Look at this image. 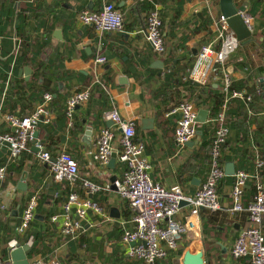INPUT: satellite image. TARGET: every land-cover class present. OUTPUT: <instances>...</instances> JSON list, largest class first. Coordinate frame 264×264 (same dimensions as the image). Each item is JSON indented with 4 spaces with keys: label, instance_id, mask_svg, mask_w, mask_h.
Returning a JSON list of instances; mask_svg holds the SVG:
<instances>
[{
    "label": "crops",
    "instance_id": "1",
    "mask_svg": "<svg viewBox=\"0 0 264 264\" xmlns=\"http://www.w3.org/2000/svg\"><path fill=\"white\" fill-rule=\"evenodd\" d=\"M260 1L234 0V3L237 9L245 8L249 14ZM146 2L152 3L161 14L167 49L165 56L157 54L147 41L149 12ZM107 3L114 4L122 14L123 33H102L78 21L84 10L99 13ZM221 17L220 0H0V75L7 77L5 89L13 101L19 95L29 97V94H21L19 89H29L34 76L39 73L51 80L52 89L65 98L85 91L91 93V98L78 107L74 116L80 128L75 127L72 119L64 129L60 114L48 111L45 119L53 122L56 132L48 139L41 138L45 145H40V153H34L31 144L12 161L8 144L2 146L0 167L7 170L13 164V171H7L3 186L0 184V259L12 261L15 245L23 247L32 242L31 250L33 237L25 244L23 240L32 232L39 235L49 252L33 257L28 254L30 263L57 260L60 264H144L129 257L130 247L122 241L124 228L132 227V212L127 217L131 210L114 188V181L122 176L124 165L119 162L116 152L113 165L112 158L107 166L97 160V139L101 129L110 128L106 119L109 112L118 113L126 122H135V139L145 145L153 181L167 189L179 187L186 195L193 196L209 174L207 143L217 128L202 129L209 124L211 112L201 109L208 112L207 123L199 124L196 137L180 148L175 141L180 115L174 113V108L185 101L194 104L202 97L206 99L214 93H225L226 75L231 83L244 82L250 90L241 91L246 94L245 99H231L226 95L220 113L231 123L239 121L240 130L231 129L222 165L225 170L228 164H233L236 174L252 172V163L264 155L262 22L254 19L250 42L240 44L217 77H211L206 85L188 78L202 47L213 44L219 48ZM205 20H209L207 29L202 28ZM254 28H258L257 34ZM99 57L106 58L107 63H96ZM168 64L173 67L172 75H169ZM38 79L37 83L43 84V76ZM257 91L263 99L250 105ZM5 95L0 97V135L14 133L8 118L17 117L1 111ZM247 97L252 100H246ZM44 103L48 106L50 102ZM33 106L36 108L37 105L32 103ZM17 112L22 113L20 109ZM89 129H92V135L87 136ZM111 129L116 135L115 149L118 151L122 131L115 126ZM46 146L53 157L61 153L73 157L79 165L80 185L90 181L100 187V191L90 198L102 208V213L89 211L82 232L75 240L63 234L62 209L69 196L68 190L70 194L72 188L66 182L54 180L51 165L41 159L42 153H48ZM251 155H255L254 161ZM232 179L235 183L236 176ZM234 183H222L219 189L222 209L216 213L202 211L199 233L184 236L179 249L169 254L167 264H185L187 253L203 256L206 264H250L248 259L236 260L231 255L239 233L251 225L247 212H231ZM34 196L38 197L39 208L29 231L20 232L22 213ZM113 211H118L119 218ZM189 211L190 207L183 205L175 220L184 223ZM54 212L56 215L52 216Z\"/></svg>",
    "mask_w": 264,
    "mask_h": 264
},
{
    "label": "built area",
    "instance_id": "2",
    "mask_svg": "<svg viewBox=\"0 0 264 264\" xmlns=\"http://www.w3.org/2000/svg\"><path fill=\"white\" fill-rule=\"evenodd\" d=\"M244 23L252 29L253 18L246 11L240 13ZM78 21L87 27L102 33H123V16L112 3L103 6L99 13L84 10L78 16ZM219 48L213 44L202 47L196 56L193 67L189 72V80L206 85L211 77H217L219 71L227 61L237 52L240 41L229 29L227 19L220 18ZM163 21L159 9L154 8L147 19V41L153 50L166 55V43L162 34ZM2 52V38L0 37V59ZM96 63L104 65L107 59L99 57ZM225 93L231 99H245L244 92L229 93L230 78L225 76ZM90 91L73 95L68 101V114L71 116L75 108L90 99ZM45 102L52 100L51 95H45ZM251 101V97H247ZM180 115L175 128V141L180 148H184L197 135L198 109L193 103L183 102L174 111ZM48 112L41 106L30 117L19 119L9 117L8 121L14 129L13 134L0 135V151L4 144H9L11 160L15 161L28 150L34 142L33 134L40 122L49 123ZM43 118V121H41ZM106 119L112 121L117 129H121L120 149H115V132L111 128L101 129L97 139V160L102 166H107L116 152L119 162L124 165L122 176L114 182V188L120 198L124 200L131 212L130 228H124L122 241L128 245V255L131 259L144 264H167L170 253L176 252L184 236L199 233L201 229L202 211L216 213L222 209L219 185L225 178V170L221 164V148L226 143L229 130L224 126V115L220 114V123L210 147V170L202 187L193 196L186 195L177 187L167 189L157 184L151 177V165L145 157V145L135 139V122L122 120L116 112L106 114ZM41 150V146H39ZM41 159L51 165V173L56 182H66L71 186V192L63 205L64 217L63 234L73 240L77 239L83 229V221L89 211L102 213V208L92 201L91 196L100 191V187L90 181L79 184V165L67 153L56 157L49 153H42ZM258 161V167L263 166ZM7 170L0 167V183L6 179ZM232 191L233 214L247 212L250 227L242 230L236 238L231 255L236 260L248 259L250 264H264V181L259 180L244 171L238 172ZM257 179V180H256ZM256 180L257 193L254 200L244 207L243 195L248 183ZM182 203L190 207L184 223L175 220L182 208ZM38 206V197H32L22 213L20 232L28 229L32 223ZM56 220V219H55ZM32 246V242L28 244ZM17 247L16 245L14 246ZM0 264H13L12 261ZM31 264H60L57 260H34Z\"/></svg>",
    "mask_w": 264,
    "mask_h": 264
},
{
    "label": "trees",
    "instance_id": "3",
    "mask_svg": "<svg viewBox=\"0 0 264 264\" xmlns=\"http://www.w3.org/2000/svg\"><path fill=\"white\" fill-rule=\"evenodd\" d=\"M146 5H147L148 12L150 13L154 9L153 8L154 6L152 3H147V2H146ZM256 5H257L256 8H254L253 11H249V14L252 16L253 21L255 19L257 22H260V23L262 22L263 25L261 28H262V30H264V11L262 10L263 0L258 2ZM203 23L204 24H203L202 28L207 29L209 26V20H205ZM162 29H163V26H162ZM257 29L258 28H254V32L256 34H257ZM168 66H169V64H168ZM169 67H170V71H171V73L169 75H172L173 67L171 65ZM41 76H43L44 82H43V84L39 85L37 82L39 81L38 78H40ZM7 83H8L7 77L5 75H3V76L0 75V97L3 94H6L4 96V103H3V106L1 109V111L3 113L9 112V114L11 113V114L17 116L19 119H23V118H26V116H28V117L32 116L34 113H36V111H37L36 108L38 106L42 105V106H44V108L47 112L48 111L50 112L53 110V111L60 114V119H61L60 123L63 124L64 129L68 125L69 121H72V119H74L75 127L80 128V125H78V123H77V118L75 119V117H74L78 111V108H75L74 113L71 116H69V114H68V101H69L70 97L65 98V95H61L58 92H56V90L52 89V81L47 79V77H45L43 74L39 73V74H37V76H34L32 86L29 89H27V90H25L24 88L19 89L21 94H29L28 98H27V95H24V96L19 95L17 97V100L13 101L12 96L11 97L9 96L10 94H9L8 89L7 90L5 89L7 86ZM9 86H11V83H9ZM209 87H210V89H212L211 85H209ZM243 90L250 91L249 88L247 87V84H245L244 82H239V83L232 82L230 85V88H229V93L231 94L233 92H241ZM258 90H260V89H258ZM202 93H203V91H202ZM213 93L214 92H212V94ZM46 94L52 95V100L48 104V106L44 103L45 102L44 96ZM226 95L227 94L223 93V92L222 93H214V96L212 95L211 97H209L211 99H209V98L204 99L202 97V100H198V101L194 102V105L196 106V108L198 110L206 109V110L211 112V120H210L209 124L203 126L202 129L204 128V129L211 130L212 127L213 128L215 127L214 129L218 128L219 123L216 120L218 119L219 114L223 110V107L225 105ZM53 96H55V98H53ZM90 98H91V96H90ZM199 98L201 99V95ZM257 99L258 100L263 99L262 96L260 95V91L255 92L254 100L250 103V105H252L253 102L255 103V100H257ZM185 102H187V101H185ZM32 103L37 105L36 108H34V106L32 107ZM43 104H45V105H43ZM177 107H175L174 110ZM18 109H20V112H22V113H18L17 112ZM26 110L28 111L27 114H25ZM228 117H229V115H228ZM224 126L228 128L229 133H230L232 128H236V130L240 131L238 129L239 128V121H237L235 123H231L229 121V119L226 120V118H225ZM37 131L39 132V140L40 141L38 140V142L40 143V145H42V144L45 145L43 139H41V138H43V136H45V138L48 139L49 137H52L54 135V133L56 132V130L54 129L53 122L45 123L44 121L40 122L38 124ZM214 132L215 131H213L212 139L209 141V143H207L209 146V151L206 153V155H207V159H209V161L211 158L210 157V147H211L212 140L214 139V136H215ZM229 133H228V137H229ZM228 137H227L226 143L221 148V156H220L221 164L223 162L222 157H223L224 148H226V146H228ZM31 144H33V143H31ZM207 144H206V146H207ZM46 151H48V153L50 151L49 147H47V146H46ZM251 158L253 159V161L256 159L255 155H251ZM258 161H261L264 164V155L263 154H261V156L255 160V164H254V162L252 163V172H249V171L248 172L255 177H259V180L264 181V165L261 168H259L258 167ZM7 171L8 172L13 171V164L9 165ZM244 172H246V171H244ZM248 172H246V173H248ZM6 177H7V173H6ZM5 180L2 183H0V184H2V186L5 182ZM256 180L248 183L249 189H246L244 191L243 203H244V207L246 209H247V206L254 200V198L256 196V193H257ZM222 183L232 185L234 183V180L232 179V177L225 176V178L221 181V183L219 185L218 191H219ZM67 195H69V190H68ZM38 206H39V202H38ZM38 206H37V208H39ZM54 215H56L55 212L52 213V216H54ZM126 215H127V217L131 216V211H130V214L127 213ZM263 223H264V219H263ZM30 225H29L28 229H26V230L29 231ZM263 226L264 225L262 224V228H263ZM263 232H264V228H263ZM31 237H33L34 243H33V247L31 248V250L28 253L30 257L38 256V255H45L49 252V251H47L46 247L41 243L42 242L41 238H39V235L37 233H32V232L28 233L26 235L25 239L23 240V243L24 244L27 243Z\"/></svg>",
    "mask_w": 264,
    "mask_h": 264
},
{
    "label": "water",
    "instance_id": "4",
    "mask_svg": "<svg viewBox=\"0 0 264 264\" xmlns=\"http://www.w3.org/2000/svg\"><path fill=\"white\" fill-rule=\"evenodd\" d=\"M220 7L221 12L224 18L227 19L229 27L234 31L236 37L242 43V45H246L250 42L252 37V32L249 29V27L244 23L240 13L245 12V8L237 9L234 0H220ZM27 76V73H26ZM262 87H263V97H264V81L261 80ZM208 120V112L205 110L199 111L197 122L198 124H206ZM41 121H43V118H41ZM108 127L114 126V123L112 121H109L107 123ZM92 129H89L87 132V136H90ZM92 135V133H91ZM34 142H33V148L32 151L34 153H40L41 150L39 148L40 143L39 140V132L36 130L33 134ZM10 147V145L8 144ZM116 161V155H112L111 165L115 164ZM225 174L227 177H235L236 170L233 164H228L225 169ZM115 182V181H114ZM22 188V185L21 187ZM186 203H182V206ZM114 215L118 217V211H113ZM30 251V246L26 245L23 247L17 246L11 253V260L13 264H31L30 260L28 259V253ZM185 264H206V260L203 256H197L193 254L187 253L184 258Z\"/></svg>",
    "mask_w": 264,
    "mask_h": 264
}]
</instances>
